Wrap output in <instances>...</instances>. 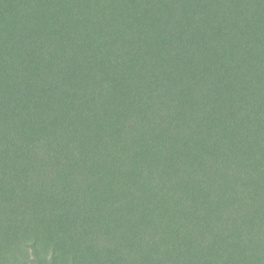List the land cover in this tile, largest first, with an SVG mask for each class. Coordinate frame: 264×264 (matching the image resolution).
I'll return each instance as SVG.
<instances>
[{
	"label": "trees",
	"instance_id": "1",
	"mask_svg": "<svg viewBox=\"0 0 264 264\" xmlns=\"http://www.w3.org/2000/svg\"><path fill=\"white\" fill-rule=\"evenodd\" d=\"M0 264H264V0H0Z\"/></svg>",
	"mask_w": 264,
	"mask_h": 264
}]
</instances>
